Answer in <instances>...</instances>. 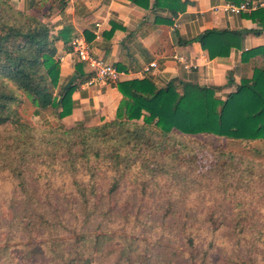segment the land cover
I'll use <instances>...</instances> for the list:
<instances>
[{
  "label": "trees",
  "instance_id": "obj_1",
  "mask_svg": "<svg viewBox=\"0 0 264 264\" xmlns=\"http://www.w3.org/2000/svg\"><path fill=\"white\" fill-rule=\"evenodd\" d=\"M249 18L264 26V10ZM52 30L11 0H0V127L25 144L0 146V169L19 191L9 227L28 237L17 243L16 264H263L264 217L242 200L264 188V166L221 151L206 167L191 160L196 164L189 171L182 165L188 147L168 144L175 134L263 141L264 68L226 100L217 97L220 88L193 83L158 89L148 79L120 82L116 119L59 126L37 139V129L19 112L25 100L36 116L52 109L60 120L76 106L75 86L66 91L60 85L57 42L67 44L68 33L56 36ZM243 33L208 30L195 41L215 59L239 48ZM198 180L230 201L202 211L187 206L188 196L162 191ZM150 187L161 191L153 200L146 197ZM0 264H15L6 244L0 246Z\"/></svg>",
  "mask_w": 264,
  "mask_h": 264
},
{
  "label": "crops",
  "instance_id": "obj_2",
  "mask_svg": "<svg viewBox=\"0 0 264 264\" xmlns=\"http://www.w3.org/2000/svg\"><path fill=\"white\" fill-rule=\"evenodd\" d=\"M11 1L18 10L48 23L54 35L68 33L67 44L57 42L60 85L77 76L72 93L76 106L70 116L61 119L67 129L78 122L99 126L116 119L123 100L115 87L120 82L148 79L158 89L171 83H193L220 88L217 97L226 100L243 80L253 78L256 69L264 68V26L249 18L254 12L227 11L228 6L239 5L232 0ZM253 2L264 0H242L240 4ZM179 7L185 9L176 13L170 9ZM208 30L243 31L241 46L227 57L211 59L196 42ZM252 30L261 35L246 33ZM77 38L89 47L94 59L124 72L122 79L89 85L95 73L75 53L72 43ZM192 40L196 41L182 44ZM152 63L157 67L146 72Z\"/></svg>",
  "mask_w": 264,
  "mask_h": 264
},
{
  "label": "rangeland",
  "instance_id": "obj_3",
  "mask_svg": "<svg viewBox=\"0 0 264 264\" xmlns=\"http://www.w3.org/2000/svg\"><path fill=\"white\" fill-rule=\"evenodd\" d=\"M68 81H65L62 85H65ZM19 112L24 122L31 124L37 130L34 133L35 138L39 139L42 136H49L48 131L59 126H63L61 120L58 119L54 114L53 110L49 109L42 112L41 116L35 115V108L29 103L28 100H25L24 104L19 108ZM88 126V125H87ZM17 133L12 131L10 128L0 127V146H24L25 144L19 143L15 140ZM176 141V142H174ZM174 141L168 144V146H187L188 148L183 152L184 164L188 165L189 171L196 164L191 163L193 159L197 160V164H206L209 165L214 160V156H217L221 151L238 156L243 161H253L256 164L264 166V140L256 142H246L241 140H231L226 138H219L216 136H197V137H184L177 136L175 134ZM37 145V144H36ZM170 151L169 153H171ZM194 156V158H193ZM56 167V173H58L59 166ZM41 175L43 178L47 172V168L42 167ZM188 171V172H189ZM204 172V171H203ZM50 176L49 174L46 175ZM247 178V177H246ZM45 180V179H44ZM196 180V179H195ZM61 181L60 178L58 182ZM245 184L247 180L243 179ZM165 182V181H164ZM163 183V182H162ZM216 184H219L218 182ZM210 183L207 181H185L181 185H177L178 189L174 188L172 185L171 189L167 191L166 188H163L164 194H173L176 193L178 196L183 194L188 196V207L202 209V211L207 210L212 205H220L225 199L224 196L216 193H209ZM258 191L253 194L246 195L243 198L244 206L256 207L262 213L264 217V188H258ZM107 192V190H105ZM147 196L152 195V200L154 195H159L157 190H154L150 187L147 191ZM245 193V190H243ZM53 194L54 191H41L40 194ZM70 190H63L62 194H71ZM158 193V194H157ZM139 194H141L139 192ZM234 192L229 193L228 198ZM19 196V191L17 188V182L9 177L7 171L0 169V246L8 247L9 254L13 257L15 264L17 259L20 261L18 255L16 254L17 248L19 247L17 243L20 240H25L28 237L25 234H20L18 231H14L9 227L11 221L14 220L15 209L13 208V202L16 200V197ZM226 200V199H225ZM226 201H230L227 199ZM235 205L239 203V198L235 199ZM227 204V203H226ZM260 226L264 227V220L260 222ZM11 239V240H9ZM39 240V239H38ZM263 259L259 258L261 262ZM264 264V263H263Z\"/></svg>",
  "mask_w": 264,
  "mask_h": 264
},
{
  "label": "built area",
  "instance_id": "obj_4",
  "mask_svg": "<svg viewBox=\"0 0 264 264\" xmlns=\"http://www.w3.org/2000/svg\"><path fill=\"white\" fill-rule=\"evenodd\" d=\"M260 9H264V2L244 3L239 5H230L227 7V11L233 14H240L241 12H255ZM72 46L78 57L83 62L88 63L95 73L94 78L88 82L89 85L95 81H110L111 83H117L125 75L124 72H120L113 65L94 59L90 54L89 47L81 39H75ZM155 67H157V64L152 63L150 67L146 69V72H149L150 68Z\"/></svg>",
  "mask_w": 264,
  "mask_h": 264
},
{
  "label": "water",
  "instance_id": "obj_5",
  "mask_svg": "<svg viewBox=\"0 0 264 264\" xmlns=\"http://www.w3.org/2000/svg\"><path fill=\"white\" fill-rule=\"evenodd\" d=\"M77 80V76H73L65 85V90H69L75 83V81Z\"/></svg>",
  "mask_w": 264,
  "mask_h": 264
}]
</instances>
